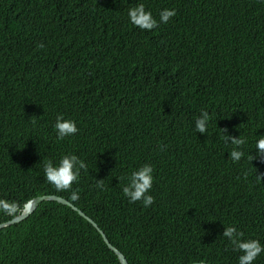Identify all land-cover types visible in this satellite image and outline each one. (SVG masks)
I'll list each match as a JSON object with an SVG mask.
<instances>
[{
    "label": "trees",
    "instance_id": "1",
    "mask_svg": "<svg viewBox=\"0 0 264 264\" xmlns=\"http://www.w3.org/2000/svg\"><path fill=\"white\" fill-rule=\"evenodd\" d=\"M140 3L157 21L177 15L141 30L128 16ZM60 115L77 134L58 140ZM223 129L246 140L239 162ZM261 136L264 0H0V199L20 205L0 224L57 196L129 264H238L227 226L264 246V161L249 158ZM64 155L87 165L76 201L45 180L44 162ZM145 164L151 207L122 191ZM0 264L121 262L91 222L50 201L0 230Z\"/></svg>",
    "mask_w": 264,
    "mask_h": 264
},
{
    "label": "clouds",
    "instance_id": "2",
    "mask_svg": "<svg viewBox=\"0 0 264 264\" xmlns=\"http://www.w3.org/2000/svg\"><path fill=\"white\" fill-rule=\"evenodd\" d=\"M176 15L177 12L175 10L164 9L160 12V20L157 21L153 17L151 11L146 10L143 3L137 4L128 9L130 22L141 30L147 31H152L153 29L158 28L160 23L167 24L170 19ZM39 47L43 48L44 45L41 44ZM210 120L211 117L209 112L202 111L201 115L195 120L196 131L205 134L208 130ZM54 127L57 132L58 140L73 136L79 131L74 120L65 119L62 115L57 117ZM221 132L223 133V140L225 143L234 146L230 151V159L234 162H239L245 157V152L240 149L246 144V140L242 136L237 139L227 135V129H223ZM229 141H231V143H229ZM256 149L258 150L257 155L255 157L250 155L249 158L251 161L254 159L264 161V136L258 138ZM81 170L87 171V165L76 155H64L57 166H54L50 159L44 162L46 182L53 185L57 191H71L70 198L72 201L79 199L78 190H73L72 186L74 183L79 182ZM153 172V167L145 164L137 171L132 172L127 178L128 183L122 188V191L123 194L129 198L130 203L142 201L145 207H151L155 203V198L148 194L153 187ZM257 180H264V175L258 174ZM104 181L105 180L96 181V187L102 189L104 187ZM24 210L25 207L21 214ZM0 211H3L6 215L15 217L20 211V205L16 202L0 199ZM244 235L243 231L238 230L234 226H227L223 233V236L228 239L233 246V249L242 253V255L239 256L238 264H254V261L264 253V246L261 245L259 240H245ZM200 264H205V262L202 260L200 261Z\"/></svg>",
    "mask_w": 264,
    "mask_h": 264
},
{
    "label": "water",
    "instance_id": "3",
    "mask_svg": "<svg viewBox=\"0 0 264 264\" xmlns=\"http://www.w3.org/2000/svg\"><path fill=\"white\" fill-rule=\"evenodd\" d=\"M57 202V203H61L63 205H67L72 207L75 211H78L79 214L86 218L89 222H91L95 228H97V230L101 233L104 241L106 242V244L108 245V247L115 252V254L118 256L121 264H129L126 257L119 251L117 250L107 239L106 235L99 230L97 224H95L93 221H91L83 212L79 211L76 207H74L72 204H70L67 200L57 197V196H43V197H39L36 199L31 200L26 206H25V210L24 212L19 215L18 217L14 218L13 220L7 222V223H2L0 224V230L6 227H10L16 224H19L25 220H27L37 209L38 207L44 203V202Z\"/></svg>",
    "mask_w": 264,
    "mask_h": 264
}]
</instances>
